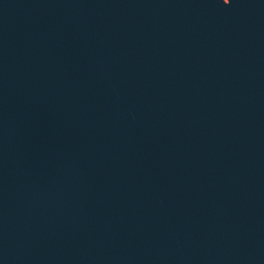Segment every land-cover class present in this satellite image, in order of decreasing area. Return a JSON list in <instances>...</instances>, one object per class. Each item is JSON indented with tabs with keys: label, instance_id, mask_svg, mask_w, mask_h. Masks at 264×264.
Returning <instances> with one entry per match:
<instances>
[{
	"label": "water",
	"instance_id": "water-1",
	"mask_svg": "<svg viewBox=\"0 0 264 264\" xmlns=\"http://www.w3.org/2000/svg\"><path fill=\"white\" fill-rule=\"evenodd\" d=\"M0 264H264V0H0Z\"/></svg>",
	"mask_w": 264,
	"mask_h": 264
}]
</instances>
